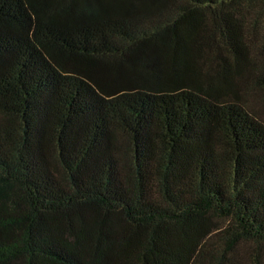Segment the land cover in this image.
Wrapping results in <instances>:
<instances>
[{
    "label": "trees",
    "instance_id": "obj_1",
    "mask_svg": "<svg viewBox=\"0 0 264 264\" xmlns=\"http://www.w3.org/2000/svg\"><path fill=\"white\" fill-rule=\"evenodd\" d=\"M259 3L0 0V264H234L264 243L244 95L264 64L235 45Z\"/></svg>",
    "mask_w": 264,
    "mask_h": 264
},
{
    "label": "rangeland",
    "instance_id": "obj_2",
    "mask_svg": "<svg viewBox=\"0 0 264 264\" xmlns=\"http://www.w3.org/2000/svg\"><path fill=\"white\" fill-rule=\"evenodd\" d=\"M237 15L242 19L241 27L236 29L245 32L244 42L235 43L245 53H248L254 61L264 64V6L262 3L245 7L244 10H236ZM203 32L211 36H220L219 28L210 16L205 15ZM231 27V26H230ZM227 31V28H226ZM204 53L208 58H215L218 52L230 54L226 39H219L214 42H206L203 46ZM247 106L264 121V90L256 87H247L244 92ZM252 241H243L239 244L232 257L234 264H253L259 257L264 263V243L261 246Z\"/></svg>",
    "mask_w": 264,
    "mask_h": 264
}]
</instances>
